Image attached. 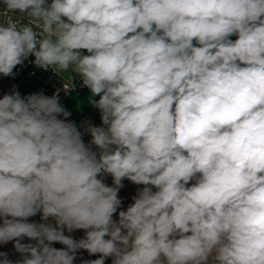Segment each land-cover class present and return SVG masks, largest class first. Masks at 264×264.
<instances>
[{"label": "clouds", "instance_id": "clouds-1", "mask_svg": "<svg viewBox=\"0 0 264 264\" xmlns=\"http://www.w3.org/2000/svg\"><path fill=\"white\" fill-rule=\"evenodd\" d=\"M0 6V74L71 69L102 122L85 144L58 91L0 98V264H264V0Z\"/></svg>", "mask_w": 264, "mask_h": 264}, {"label": "crops", "instance_id": "crops-1", "mask_svg": "<svg viewBox=\"0 0 264 264\" xmlns=\"http://www.w3.org/2000/svg\"><path fill=\"white\" fill-rule=\"evenodd\" d=\"M1 23V17H0ZM236 37H232L235 39ZM75 74V73H71ZM9 93V82L8 77L3 76L0 74V98L3 97L4 94ZM90 96L89 89L84 90L80 94H76L68 99L67 104L64 106L66 110L71 112L70 117H63L62 115L58 118L66 119L67 121L75 122L78 130L82 133V138L85 144L90 143L91 135L87 132L90 131V125L94 126H101V119H100V112L98 109L94 108L90 103H88V99ZM94 99H99V97H95ZM93 150H97L95 146H93ZM105 182L110 186L112 183V178L110 176H106ZM124 187L119 192V197L123 201L122 209L126 210L128 204L132 203V197L136 194L137 188L141 186H137L132 184L130 181L125 179L123 181ZM119 211V210H118ZM118 218V213L114 215V219ZM29 222H42L40 219V214L38 213L34 217L29 218ZM65 234L68 235L67 231ZM74 239H80L84 236L83 230H76L70 234ZM14 242H9L6 245H0V251L7 252L9 254V258L12 260H16L20 258V254L16 253L13 248ZM22 243H34L33 241H29L25 238ZM53 247L56 248H63L64 246L59 243H53ZM99 258V254L94 256H89L88 253L84 250H80L77 253V259L74 264H81V260H91ZM105 264H111V258L106 260Z\"/></svg>", "mask_w": 264, "mask_h": 264}, {"label": "built area", "instance_id": "built-area-1", "mask_svg": "<svg viewBox=\"0 0 264 264\" xmlns=\"http://www.w3.org/2000/svg\"><path fill=\"white\" fill-rule=\"evenodd\" d=\"M48 2L50 3L51 0ZM0 17L2 23L5 19L2 13H0ZM14 18L18 19L15 16ZM33 61L34 57L30 56L23 65H18L14 69V77H8L9 93L13 91V86H16L15 90H18L22 96L33 92H43L47 96H52L58 91L59 102L64 107L69 98L87 89L76 74L61 72L58 76L51 69L45 71L37 67ZM71 76L74 77L72 82Z\"/></svg>", "mask_w": 264, "mask_h": 264}, {"label": "rangeland", "instance_id": "rangeland-1", "mask_svg": "<svg viewBox=\"0 0 264 264\" xmlns=\"http://www.w3.org/2000/svg\"><path fill=\"white\" fill-rule=\"evenodd\" d=\"M67 73H68V74H71V73H72V72H71V69H70L69 71H67Z\"/></svg>", "mask_w": 264, "mask_h": 264}]
</instances>
